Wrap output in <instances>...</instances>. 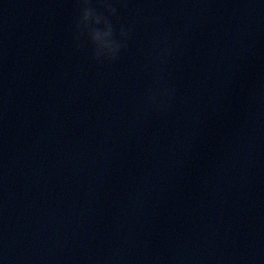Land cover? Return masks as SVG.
Masks as SVG:
<instances>
[{
    "label": "water",
    "instance_id": "95a60500",
    "mask_svg": "<svg viewBox=\"0 0 264 264\" xmlns=\"http://www.w3.org/2000/svg\"><path fill=\"white\" fill-rule=\"evenodd\" d=\"M127 4L100 64L76 0H0V264H264V0Z\"/></svg>",
    "mask_w": 264,
    "mask_h": 264
},
{
    "label": "clouds",
    "instance_id": "9594fccd",
    "mask_svg": "<svg viewBox=\"0 0 264 264\" xmlns=\"http://www.w3.org/2000/svg\"><path fill=\"white\" fill-rule=\"evenodd\" d=\"M99 8L94 6L93 0H76L77 17L75 20V39L77 49L86 43L92 45V59L103 64L105 61L115 62L119 59L122 50L127 47L132 34V28L114 24L112 17L118 16L117 4L127 8V0H98ZM171 47L161 48L160 42L153 41L149 58L166 63L171 56ZM158 87L148 93L149 103L160 113H165L172 108L175 90L162 80H157Z\"/></svg>",
    "mask_w": 264,
    "mask_h": 264
}]
</instances>
